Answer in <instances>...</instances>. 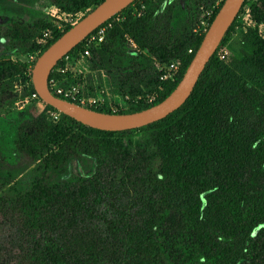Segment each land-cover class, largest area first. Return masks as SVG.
Returning a JSON list of instances; mask_svg holds the SVG:
<instances>
[{
    "label": "trees",
    "instance_id": "16d2710c",
    "mask_svg": "<svg viewBox=\"0 0 264 264\" xmlns=\"http://www.w3.org/2000/svg\"><path fill=\"white\" fill-rule=\"evenodd\" d=\"M65 1L66 12L76 13L103 0ZM213 1L207 0L202 11ZM163 2H146L139 15L127 12L123 22L106 31L93 55L95 65L115 70L121 81L138 78L153 87L163 71L149 57L174 60L179 65L174 80L135 110L90 108L140 111L165 99L180 82L207 28L189 37L180 30L182 10L160 12ZM253 8L256 20L264 23V0ZM40 25L54 38L38 56L71 27L60 31ZM32 31L28 24H14L10 36L25 40ZM126 35L142 54L127 51ZM244 44L245 63L264 75V40L252 32ZM216 54L186 102L137 128L144 130L139 139L119 135L136 128L103 131L64 114L58 122L43 116L25 122L15 145L36 165L9 180L0 170V214L10 230L0 242V264H264V90L236 72H212ZM33 65L0 57V86L13 88L25 74L32 77ZM30 88L32 95V83ZM80 155L92 158L95 167L76 177L66 165Z\"/></svg>",
    "mask_w": 264,
    "mask_h": 264
},
{
    "label": "rangeland",
    "instance_id": "374dc122",
    "mask_svg": "<svg viewBox=\"0 0 264 264\" xmlns=\"http://www.w3.org/2000/svg\"><path fill=\"white\" fill-rule=\"evenodd\" d=\"M148 1L150 0H135L126 7L127 10L125 12L117 13L112 22L103 26L105 28V37L106 31L112 27L114 22H123L127 12L135 15L141 14L146 9V2ZM198 1L199 4L197 3L196 5V0H164L163 4L159 6V11L164 12L168 9L174 12L181 9L182 18L179 21L181 28L179 24L178 28L182 31L185 30L190 35L189 37L197 38L210 24V18L219 7L221 0H214L204 11H202V7L207 3V0ZM257 2L258 0H248L242 6L233 22L231 35L227 37L225 35L217 48V63L212 72H219V74L236 72L248 85L264 90V75L260 74V70L257 68L245 63L246 47L244 43L247 36L255 32L264 40V33H260L257 26L262 22H258L254 16L253 4H257ZM65 4V0H0V57L10 58L13 61H22L29 67L32 66L41 49V46L37 43V38L41 34L42 29L40 24L48 23L54 28L59 26L65 28L71 23L79 21L93 8H85L76 13H67L62 7ZM21 23L28 24L33 29L29 36L22 38L25 40L10 36L11 27L14 24ZM83 41L84 43L76 53L69 55L61 64L56 66L53 76L59 77L63 85H79L86 96H93L99 88L103 89L106 92V99L112 102L113 106L118 103L123 104L122 110H135L142 104L155 100L164 91L167 82L174 80L179 70V65L174 63V60L161 62L148 53L155 68L163 71L159 84L156 86L157 88L151 85H144L141 80L138 81V78L121 81L115 75V70L110 71L105 67L100 68L95 65L93 50H99L102 46L100 48L92 47L90 54L86 57L82 58L79 55V52L87 47V41ZM33 44L36 48L31 50L30 48ZM125 45L130 54L139 56V54L143 53L129 35H126ZM223 54H225L224 57L222 56ZM31 83L32 78L27 73L24 78L14 82L13 88L0 86V159L2 164L0 170L4 176L3 178H8V180L16 176H24L29 169L36 165L15 145L14 140L18 129L25 122L42 116L50 121L58 122L63 114L60 112V118L53 120V113H57L58 110L52 109L42 100L34 99L31 95ZM139 86L142 87L141 90H139ZM26 90L28 91L26 92ZM143 132L144 130L137 129L126 134L119 133V135H129L136 140L143 135ZM94 167V160L84 155H80L79 158L71 157L66 165L68 173L76 177L81 173L92 171ZM3 221L4 218L0 214L1 243L10 234L9 225H6Z\"/></svg>",
    "mask_w": 264,
    "mask_h": 264
},
{
    "label": "water",
    "instance_id": "95a60500",
    "mask_svg": "<svg viewBox=\"0 0 264 264\" xmlns=\"http://www.w3.org/2000/svg\"><path fill=\"white\" fill-rule=\"evenodd\" d=\"M135 0H103L65 31L36 59L32 84L39 98L81 124L103 130L123 131L156 122L180 108L192 94L203 70L239 14L245 0H224L175 89L162 101L140 111L109 113L56 96L48 87L49 75L59 60L108 19Z\"/></svg>",
    "mask_w": 264,
    "mask_h": 264
},
{
    "label": "built area",
    "instance_id": "2783aa9c",
    "mask_svg": "<svg viewBox=\"0 0 264 264\" xmlns=\"http://www.w3.org/2000/svg\"><path fill=\"white\" fill-rule=\"evenodd\" d=\"M223 1L224 0H221L222 3H223ZM213 14H214V12H213ZM75 23L76 22L71 23V26L74 25ZM209 25H208V27H209ZM257 26H258L259 32L264 33V24L260 23ZM57 29L60 31L64 30V28H62L61 26L57 27ZM104 37H105V28L104 27H101L99 30H97L93 34L91 33L90 35H88L87 38H85V40L87 41V43H86L87 47H85L82 51H80L79 55L83 58V57H86L90 54V49L92 47L93 48H100L102 46L103 41H104ZM53 38H54V33L52 32V30L44 29L41 31V34L37 38V43L42 48L43 46L48 44V42H50ZM190 52H191V50H190ZM224 55L225 54H223L222 56L224 57ZM68 56L69 55L66 54L64 56L65 58L64 57L63 58L66 59ZM53 70H54V68H53ZM60 71H64V70H60ZM48 87L53 94L57 93L61 96H64L65 98H70L72 100H78L81 103V105L86 106V107H95V108L107 107V108L112 109L113 111L122 110L123 104L118 103L115 106H113L112 102H109L106 99L105 90L100 89V88L97 90V93L95 95L86 96L82 87H80L79 85H76V84L63 85L61 80L57 76H52L48 80ZM32 97L34 99H37V100L40 99L39 95L36 93V91L32 94ZM122 101H124V100L122 99ZM52 117H53L52 118L53 120H58L60 118V112L58 111L57 113H53Z\"/></svg>",
    "mask_w": 264,
    "mask_h": 264
}]
</instances>
